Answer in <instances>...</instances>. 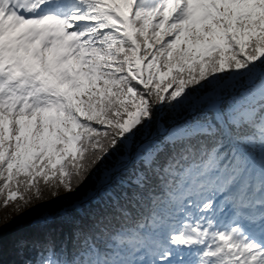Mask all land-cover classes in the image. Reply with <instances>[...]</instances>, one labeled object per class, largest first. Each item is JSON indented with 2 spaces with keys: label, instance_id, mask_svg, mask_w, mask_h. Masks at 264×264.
Listing matches in <instances>:
<instances>
[{
  "label": "snow or ice",
  "instance_id": "snow-or-ice-1",
  "mask_svg": "<svg viewBox=\"0 0 264 264\" xmlns=\"http://www.w3.org/2000/svg\"><path fill=\"white\" fill-rule=\"evenodd\" d=\"M0 203V264H264V0H0Z\"/></svg>",
  "mask_w": 264,
  "mask_h": 264
},
{
  "label": "trees",
  "instance_id": "trees-1",
  "mask_svg": "<svg viewBox=\"0 0 264 264\" xmlns=\"http://www.w3.org/2000/svg\"><path fill=\"white\" fill-rule=\"evenodd\" d=\"M45 195H49L47 192L45 193ZM6 215H11V216H15V219L12 221L13 224H19V223H26L28 218H29V214H26L23 217L20 216H16L15 213V209H13L11 207V205L8 208H4L2 206V203L0 204V219H3Z\"/></svg>",
  "mask_w": 264,
  "mask_h": 264
}]
</instances>
